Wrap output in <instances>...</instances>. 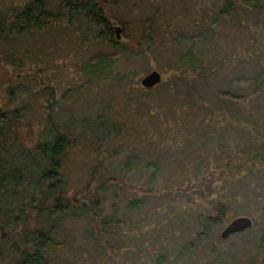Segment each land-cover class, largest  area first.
<instances>
[{
	"label": "rangeland",
	"instance_id": "obj_1",
	"mask_svg": "<svg viewBox=\"0 0 264 264\" xmlns=\"http://www.w3.org/2000/svg\"><path fill=\"white\" fill-rule=\"evenodd\" d=\"M23 1L0 0V9ZM108 1L116 16L111 22L112 29L115 25L119 26V40L124 39L120 34V22L127 26L126 38L137 39L141 20L150 16L152 19L148 34L154 44L148 49L142 48L140 55L116 61L112 73L116 71L118 75H125L120 83H115L116 78L112 76L107 81L108 85L103 83L99 87L93 86L84 95L78 93V85L82 80L79 70L81 60L93 49L106 45L89 37L80 40L81 28H78L77 22L67 25L63 21H51L45 28L36 31L30 30L13 38L0 37V107L6 103L9 83L19 80L32 84L31 76L36 75L41 76L44 84L53 87L54 97L59 96L64 88L68 91L72 89L70 107L77 114L83 109L94 115L105 104L110 117L125 128L122 130L124 136L121 135L124 147H117L118 151L111 157H107L106 153L114 145L121 144L119 137L96 140L93 143L96 149L91 145H78L71 149L70 158H75V161H69L74 165L68 182L71 189L82 186L86 180V168L95 159L104 163L103 171L108 169L110 173L117 175L120 162L129 153L125 145L138 146L140 150L137 154L142 160L152 156L159 157L161 161L157 189L154 188L151 195L140 194L138 190L146 183V170L140 162L135 169L125 173L120 185L108 188L105 210L109 209L110 202H115L122 213V220L114 233L118 239L108 237L107 242L99 244L100 253L89 250L92 244L88 240L82 246V251L75 242L80 240L84 221L73 218L63 227L56 228L54 238L63 236L61 238L67 240L61 229L68 228L71 235L75 236V244H55L51 248L53 254L68 251V262L77 261V264H155V257L160 253L163 256L161 264H262V252L258 249V244L260 242L264 246V209L257 208L260 204L264 205V198L239 195L229 197L231 209L223 216L222 221L212 223L208 219L209 216H214L209 201L214 200L215 196H203L197 185L199 181L189 175V166L193 164L196 153L189 147H181L183 142L180 133L195 127L207 129L206 119L210 116L203 117L194 101L175 96L166 85L173 74L172 59L193 40L194 48L206 52L211 39L219 45V55L225 57V69L221 74H212L210 84L226 86L231 82L235 83L233 79L236 80L237 75L254 73L264 66V7L256 12L238 7L240 21H234L235 13L230 19L232 22L218 19L201 41L197 33L204 25L210 24L214 2L218 0ZM54 2L55 0H47V7L52 9ZM260 2L264 3V0H259ZM179 34H182V40L174 43L172 39ZM27 48L29 51L26 53ZM10 50L13 55L9 57ZM36 68H39L37 72ZM151 68L157 69L161 78L158 86H152L145 92L138 79ZM25 74H28L27 77ZM130 82H133V88ZM261 96H258L259 100ZM31 99L42 104L45 97L33 96ZM68 100L69 97L66 101ZM261 101L264 103V97ZM40 107L41 105L31 110L32 115L36 111L33 116L35 120L45 114ZM233 109L232 104L221 109L223 120L219 119V115L210 118V122L216 119L221 125L214 135L222 140L224 148L230 152L235 151L234 143L237 139V130L231 117ZM52 114L57 120H64L66 116L63 111L55 110L54 107ZM200 116L203 118L200 119ZM36 123L38 122L32 123L30 133L25 125L19 126L17 137L22 142L29 143L27 139L31 137V131L35 132ZM205 152L202 151L203 156L198 157L202 159H196L194 164L205 165L206 170L216 171L225 158L216 163L205 157L208 159L206 161L203 158ZM200 175H206V172ZM213 183L220 187L225 182L217 179ZM25 190V186H22L15 194L7 192L2 195L1 206L6 201H27ZM222 191L228 192L225 188ZM140 196L143 201L136 208L125 207L127 200ZM27 214L24 224L12 227L9 222L0 229V264H31L20 261V250H29L22 243V231L25 228H44L45 222L37 221L32 211ZM239 214L249 216L250 225L241 231L220 237L219 231L223 225ZM134 243L135 247L132 246Z\"/></svg>",
	"mask_w": 264,
	"mask_h": 264
},
{
	"label": "trees",
	"instance_id": "obj_2",
	"mask_svg": "<svg viewBox=\"0 0 264 264\" xmlns=\"http://www.w3.org/2000/svg\"><path fill=\"white\" fill-rule=\"evenodd\" d=\"M240 6L256 12L264 7V3H259V0L214 2L210 24L204 25L197 33L199 40L202 41V37H206L218 19L232 22L230 19L235 13L234 21H240ZM112 19H116V16L111 11L108 0H55L52 9L47 7V0H24L20 4H11L0 9V37L13 38L30 30L36 31L45 28L51 21H63L67 25L77 22L78 28H81L80 40L89 37L106 45L93 49L80 62L82 80L78 85V93L84 95L93 86L107 84L112 76L116 78L115 83H120L125 75H118L116 71L112 73L116 61L140 55L142 48L148 49L154 44L148 34L151 16L141 20L137 39L126 38L127 26L123 22H120V34L124 39L115 38ZM181 35L174 37L172 41L178 43L182 40ZM193 43L195 40L185 46L182 52L176 53L172 59L173 74L166 86L175 96L194 101L203 117L210 116L206 119L207 129L200 130L195 127L182 131L180 135L183 142L181 147H189L196 153L193 164L189 166V175L199 181L197 185L200 186L203 196H215L214 200L209 201L214 216H209L208 219L217 223L222 221L223 216L231 209L228 204L229 197L239 195L254 199L264 198V103H261L264 97V66L254 73L237 75V79H233L235 83L229 82L226 86L210 84V76L221 74L225 69V57L219 55L220 47L211 39L206 52L194 48ZM28 51L27 48L26 53ZM12 53L10 50L9 57ZM38 69L36 68L35 72ZM27 75L25 74L26 77ZM31 78L32 84L19 80L9 83L6 103L0 107V197L7 192L15 194L25 186L24 193L28 198L24 202L6 201L2 206L0 204V229L9 222L12 227L19 223L24 224L27 213L32 211L37 221L45 222V227L23 229L22 243L27 245L29 250H20V261L31 264H77V261L68 262V251L53 254L52 246L58 243L70 246L76 243L80 250L84 251L82 246L89 240L92 244L89 250L100 253L99 244L107 242L108 237L118 239L114 233L122 220V213L117 209L115 202H110L109 209L105 210L108 188L120 185L125 173L135 169L140 162L146 170V183L138 190L140 194L151 195L161 172V161L159 157L152 156L142 160L137 154L140 150L138 146L125 145L129 153L120 162L117 175L110 173L108 169L103 171L104 163L95 159L86 168V180L82 186L71 189L68 182L74 166L71 162L75 161L74 157L70 158L71 149L78 145H91L96 149L93 146L96 140L119 137L121 144L114 145L106 153L107 157H111L118 151L117 147H124L122 130L125 128L110 117L105 104H102L101 110L94 115L83 109L77 114L75 109L70 107L72 89L68 91L64 88L59 96L54 97L53 87L44 84L41 76L35 75ZM130 83L133 88V82ZM155 85L158 86V83L152 86ZM150 87H144L142 91L146 92ZM33 96L45 97L44 103L32 101ZM258 96H261L260 100ZM228 104H232L234 108L231 117L237 130L233 152L224 148L222 140L214 135L216 130H220L219 122L216 119L210 122L211 116L217 115L223 120L221 109L224 106L227 108ZM40 105L45 114L35 120L33 116L36 111L32 115L31 110ZM53 107L64 112V120H57L53 116ZM172 110L174 112V109ZM33 122H38L35 124L37 127L34 133L31 131V137L27 139L30 142L26 144L17 137L18 127L25 125L30 133ZM202 151H206L203 157L206 161L208 159L205 157L216 163L223 158L225 161L219 164L216 171L206 170L205 165L194 164L198 157L203 156ZM204 172L206 175H200ZM217 179L223 180L224 185L216 187L213 182ZM258 182L260 183L257 184ZM224 188L228 192L222 191ZM142 201V196L130 198L125 202V207L136 208ZM257 209L263 210L264 205L260 204ZM73 218L84 221L80 240L74 243L75 236L71 235L68 228L61 229L67 240L61 238L63 236L55 239L56 228L63 227ZM135 244L132 246L135 247ZM258 247L262 252L264 264V246L259 242ZM158 255L155 257V264H161L163 261L162 254ZM95 258L99 259L96 256Z\"/></svg>",
	"mask_w": 264,
	"mask_h": 264
},
{
	"label": "water",
	"instance_id": "obj_3",
	"mask_svg": "<svg viewBox=\"0 0 264 264\" xmlns=\"http://www.w3.org/2000/svg\"><path fill=\"white\" fill-rule=\"evenodd\" d=\"M113 32H114L115 38H118L119 26L115 25L113 27ZM160 78H161L160 72L155 68H151L150 70L146 71L139 77L138 83L142 87H150L158 83L160 81ZM250 223H251V220L249 216L244 215V214L235 215L231 217L223 225V227L219 231V236L225 237L229 233L241 231L247 228L250 225Z\"/></svg>",
	"mask_w": 264,
	"mask_h": 264
}]
</instances>
